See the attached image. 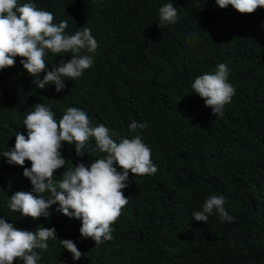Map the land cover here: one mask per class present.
<instances>
[{
	"label": "trees",
	"instance_id": "trees-1",
	"mask_svg": "<svg viewBox=\"0 0 264 264\" xmlns=\"http://www.w3.org/2000/svg\"><path fill=\"white\" fill-rule=\"evenodd\" d=\"M18 2L53 13L56 24L68 21V35L90 28L99 45L93 65L75 81L65 78L59 93L54 84L38 89L21 57L0 70V218L19 230L55 227L57 239L47 241L48 249L34 250L37 264H264V8L241 14L231 5L220 8L216 0ZM167 3L178 19L161 25L159 8ZM59 55H46L49 70L71 59L70 53ZM220 63L236 92L217 117L191 83L215 73ZM37 103L50 106L57 122L67 108H80L93 126L119 132L113 137L117 143L139 135L151 149L158 170L129 173L123 190L129 202L111 225V241L96 246L84 238L82 220L63 215L59 204L38 221L8 208L14 193L33 189L23 175L31 162L10 165L3 152L14 148L19 131L27 135L23 120ZM133 121L146 127L133 133ZM86 149L92 155L79 157L75 145L63 143L68 164L56 170L57 180L67 166L90 167L106 155L94 151V139ZM212 195L226 198L234 221H222L215 210L208 223L193 218ZM60 239L76 244L80 260Z\"/></svg>",
	"mask_w": 264,
	"mask_h": 264
},
{
	"label": "clouds",
	"instance_id": "clouds-1",
	"mask_svg": "<svg viewBox=\"0 0 264 264\" xmlns=\"http://www.w3.org/2000/svg\"><path fill=\"white\" fill-rule=\"evenodd\" d=\"M216 4L220 8L231 5L241 14H252L264 8V0H216ZM159 19L161 25L177 22L178 12L172 3L159 8ZM67 28L68 21L54 23L53 13L38 9L35 3L21 5L18 0H0V70L14 67L15 58L21 57L23 68L35 77L33 83L38 89L45 90L46 85L54 84L56 91L61 92L66 88L65 78L75 81L93 65V55L99 47L90 28L83 27L72 35L65 33ZM49 52L58 56L70 53L71 59L49 70L45 60ZM41 74H44L43 79H40ZM228 77L227 66L220 63L215 73L198 76L191 83L194 93L205 100L217 117L224 114L225 106L231 103L236 92ZM23 125L27 135L19 131L14 148L3 152V157L10 165L21 167L26 160L31 162L30 168L24 167L23 175L31 181L33 189L14 193L8 208L38 221L41 217H50L52 206L59 204L57 210L63 215L82 220L80 233L84 238H91L96 246L111 241V225L129 202L123 192L128 186L129 173L135 177L153 175L158 170L152 162L149 146L139 135L121 137L117 143L113 137H119V132L103 124L93 126L87 113L77 107L67 108L57 122L50 106L37 103L34 111L26 115ZM145 127L135 121L129 125L133 133ZM93 139L94 151L106 155L95 158L90 167L84 163L67 166L57 180L56 170L68 164L61 155L63 143L75 145L77 156L84 157L92 155L86 146ZM44 193L50 194L47 199ZM225 202L224 196L212 195L206 199L202 210L194 211L192 216L198 222L208 223L215 210L222 221L232 222L235 217L226 211ZM55 239V227L39 226L35 232L19 230L0 218V264H14L16 260L37 264L40 256L34 250L46 251L47 241ZM60 243L72 253L74 260H80L82 253L72 240L60 239Z\"/></svg>",
	"mask_w": 264,
	"mask_h": 264
}]
</instances>
